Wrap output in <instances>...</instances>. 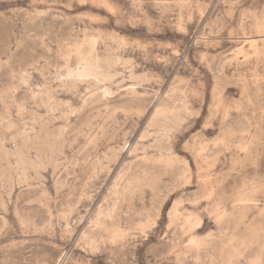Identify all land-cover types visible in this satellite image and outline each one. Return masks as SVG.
<instances>
[{"label":"rangeland","instance_id":"1","mask_svg":"<svg viewBox=\"0 0 264 264\" xmlns=\"http://www.w3.org/2000/svg\"><path fill=\"white\" fill-rule=\"evenodd\" d=\"M0 264H264V0H0Z\"/></svg>","mask_w":264,"mask_h":264}]
</instances>
